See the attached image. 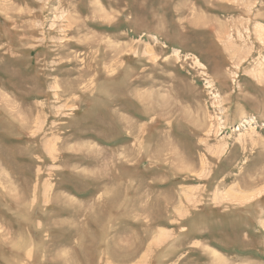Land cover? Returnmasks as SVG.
Returning <instances> with one entry per match:
<instances>
[{
  "label": "rangeland",
  "instance_id": "374dc122",
  "mask_svg": "<svg viewBox=\"0 0 264 264\" xmlns=\"http://www.w3.org/2000/svg\"><path fill=\"white\" fill-rule=\"evenodd\" d=\"M0 264H264V0H0Z\"/></svg>",
  "mask_w": 264,
  "mask_h": 264
},
{
  "label": "bare ground",
  "instance_id": "6f19581e",
  "mask_svg": "<svg viewBox=\"0 0 264 264\" xmlns=\"http://www.w3.org/2000/svg\"><path fill=\"white\" fill-rule=\"evenodd\" d=\"M63 41V40H62ZM81 44V43H80ZM252 53V52H251ZM250 54V53H249ZM62 63V62H61Z\"/></svg>",
  "mask_w": 264,
  "mask_h": 264
}]
</instances>
